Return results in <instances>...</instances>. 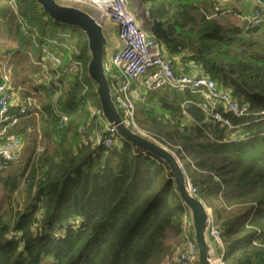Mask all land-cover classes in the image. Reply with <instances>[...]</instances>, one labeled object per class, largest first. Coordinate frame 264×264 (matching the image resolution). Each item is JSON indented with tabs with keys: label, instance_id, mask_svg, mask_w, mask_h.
Instances as JSON below:
<instances>
[{
	"label": "trees",
	"instance_id": "16d2710c",
	"mask_svg": "<svg viewBox=\"0 0 264 264\" xmlns=\"http://www.w3.org/2000/svg\"><path fill=\"white\" fill-rule=\"evenodd\" d=\"M141 5L167 33L169 42L153 35L169 53L175 75L190 72L194 61L249 112L236 118L217 108L230 121L228 129L203 113L199 95L163 89L140 98L135 124L175 153L197 198L213 210L223 264H264V24L248 30L231 24L215 11L217 0H141ZM1 34L14 46L0 51V58L10 50L17 59H34V71L20 83L29 95L45 98L39 109L28 106L30 116L39 113L45 144L37 153L32 119L15 131L31 145L24 146L18 164L0 171V264H160L170 257L167 240L180 236L186 212L168 165L124 140L109 148L87 142L100 119L90 113L98 94L86 66L56 105L45 92L43 73L36 76L65 47H77L87 63L85 35L54 22L36 0H0L4 39ZM21 70H12L15 84ZM55 109L68 117L62 131ZM82 128H88L86 138ZM25 181L18 209L14 195Z\"/></svg>",
	"mask_w": 264,
	"mask_h": 264
},
{
	"label": "built area",
	"instance_id": "2783aa9c",
	"mask_svg": "<svg viewBox=\"0 0 264 264\" xmlns=\"http://www.w3.org/2000/svg\"><path fill=\"white\" fill-rule=\"evenodd\" d=\"M55 1L62 5L89 4L97 8L96 13L99 15L98 22L100 24L109 21L116 25V37L120 49L114 51L110 62L104 65V72L113 83L112 87L115 89L113 102L120 108L121 121L127 128L132 126L138 135L164 147L175 157L173 151L154 140L135 124V100L138 101L141 95L163 89L190 90L202 98L203 101L198 106L203 113L228 129H232L230 121L223 118L217 112V108H222V110L233 114L236 118L248 115V109L239 108L225 90L201 74L200 67L197 64H189V73L175 75L165 57L163 44L155 38L150 28L148 29L144 24H141L133 1ZM251 1L253 7L249 15L233 13L241 20L245 30L264 24V0ZM101 6L105 7L100 8ZM215 11H220L219 13L222 15L227 14L218 6L215 7ZM65 50L66 53L59 50L51 55L48 66L42 65L45 92L51 96L54 105L73 83L74 78L81 77L84 68L77 47H65ZM13 55L12 51H8L0 58V171L20 162L25 145L21 136L16 134L15 131L21 127L23 120L29 116L28 106L29 108L33 106L32 102H28L26 105L18 104L19 96L23 90L13 82L11 71ZM141 79H143L141 88L132 89V82ZM89 109L92 116L99 117L100 122L94 130L93 137L88 139L87 142L106 148L116 145L118 143L116 136H120L116 127L109 125L104 120L99 107L90 105ZM55 116L57 130L62 131L68 122V117L64 111L58 109H55ZM88 134V128L81 129L83 138H86ZM57 139H60L59 135H57ZM38 140H40V137ZM38 150H36L37 153ZM186 187L188 193L197 198V188L191 184L189 179L186 180ZM207 213L210 219L208 236L212 243L216 244L222 251L221 256L217 257L214 263L223 264L224 246L221 239V229L216 224L215 216L209 208H207ZM176 260L178 264H198V250L193 241L191 223L187 216H184L183 219L182 232L176 248Z\"/></svg>",
	"mask_w": 264,
	"mask_h": 264
},
{
	"label": "water",
	"instance_id": "95a60500",
	"mask_svg": "<svg viewBox=\"0 0 264 264\" xmlns=\"http://www.w3.org/2000/svg\"><path fill=\"white\" fill-rule=\"evenodd\" d=\"M50 19L56 23L75 27L86 37L89 50V61L87 64V74L90 80L96 85L99 107L104 120L116 127L119 135L129 144L136 148H142L151 155L163 160L173 174L175 187L185 209L188 210L189 220L192 228L193 241L198 250V264H215L216 258L209 256V244L205 237V216L210 225V219L205 204L198 198L191 196L186 187V180L182 167L176 157L164 147L138 135L132 133L121 121V116L113 105L107 78L105 77L104 65L102 64L103 47L105 39L102 34L101 24L95 19L96 12L88 15L81 10L70 6L58 4L55 0H36ZM147 20L150 22V30L154 35L160 36L164 42H169L165 29L158 22L150 8L146 10ZM144 24L145 18H139ZM144 20V21H143Z\"/></svg>",
	"mask_w": 264,
	"mask_h": 264
},
{
	"label": "rangeland",
	"instance_id": "374dc122",
	"mask_svg": "<svg viewBox=\"0 0 264 264\" xmlns=\"http://www.w3.org/2000/svg\"><path fill=\"white\" fill-rule=\"evenodd\" d=\"M135 3V9H136V12L139 16V18L142 20L143 18H145V21H144V25L146 26V28H150V22L147 20V14L145 13L146 12V8L144 6L141 5V0H131ZM57 2V1H56ZM58 3V2H57ZM59 4V3H58ZM62 5V4H60ZM63 6H70L72 8H75V9H78V10H81L83 11L84 13L88 14V15H91L92 13H95L97 12V8L96 7H93V6H90L89 4H68V5H63ZM105 6H101L100 8H104ZM222 11H226L227 14H223V16H225L226 18L228 17H233V18H236V16L233 14V13H237V12H234V10L232 9H229V8H223ZM14 12V10H13ZM97 15L95 16V19L98 21L99 19V15L98 13H96ZM239 14V13H238ZM242 15V14H241ZM229 19V18H228ZM113 25V27L116 29V25L113 24V23H105L104 25H102L101 29H102V34H103V37L105 39V45L103 47V56H102V64L105 65V64H108L110 62V58L112 56V54L114 53V46H113V35L111 34V31H109V26ZM67 31H70L71 29L70 28H67L65 29ZM78 33L79 32H76L74 34H71V37L73 40L77 39L78 37ZM1 36L4 38V35L1 34ZM7 38V37H6ZM6 38L4 39H1L0 38V51H3L4 50H7V49H10L12 48L14 45L9 42L8 40H6ZM69 39V38H68ZM164 52H165V49H163ZM10 51V50H9ZM33 58H29V59H23V58H19L17 59L16 57L13 56V62H12V68H11V71L13 70V68L15 67V70L19 69V67L22 68V70L20 71V73L17 71V80L18 82H16V86H19L21 88H24L25 90L23 92H21V95L25 98V97H29V99H32L34 98L35 100V104L38 105L39 107V104L38 103H44L45 102V98H43L42 94L39 95L38 97L35 96V95H29L30 94V90L27 88V85H22L23 83H20V81H23L24 77L27 76V75H30L32 74V72L34 71V65H32L33 63ZM195 63L194 61H190L189 64H193ZM87 64H88V61L87 63L85 62L84 64V67L86 66L87 68ZM18 67V68H17ZM43 70H38V72L36 73V76L39 74L42 73ZM14 75V72L12 71V76ZM105 77L107 78V84H108V89H109V94H110V98H111V101L113 103V105L115 106L117 112L120 114V108L118 107V105H116L114 102H113V96L115 94V89L114 87H112L113 83L110 79V77L105 73ZM40 82H42L40 80ZM89 82L93 84V82L91 80H89ZM142 82H143V79L139 80V81H133L132 82V89H140L141 88V85H142ZM148 93V92H147ZM146 93V94H147ZM145 94V95H146ZM145 95H141L140 98H143ZM32 97V98H31ZM201 98V97H200ZM141 99H139L138 101L135 100V110H136V106H137V102H139ZM202 100V98L200 99ZM203 101V100H202ZM92 102V106L94 107H98L99 106V102L96 101V100H93L91 101ZM37 106L35 108L39 109ZM38 114V117L37 115L35 116H28L25 120H23L22 124H21V127L24 126L25 124H28L30 119H32L34 122H35V131L34 133L31 135L32 137L35 138V134L37 132L38 134V138H37V149L38 150V153L40 154L42 151H43V147H44V139H42V137L39 135L40 133V125H39V113ZM27 122V123H26ZM29 128H32L31 126H28V129ZM128 129L134 133V134H137L136 130L132 127V126H129ZM40 137V140H38ZM42 139V140H41ZM116 140L118 141V143H121L123 140L125 141L124 138L120 137V136H116ZM24 142V145L27 146V145H31L30 141L28 140H23ZM54 148V146L52 144H49V151H52ZM183 164L186 165L187 164V161L183 159ZM26 182V181H25ZM26 184L27 183H23L20 187V190L14 195V206L13 207H17L18 209H22L23 207V203H24V198H25V187H26ZM2 203V193L0 191V204ZM5 208V206L3 207ZM210 209V208H209ZM212 210V209H210ZM213 212V210L211 211ZM215 214V213H214ZM208 229H209V223L207 221V215L205 216V229H204V234H205V237L207 238V233H208ZM171 239V238H170ZM169 241V239L167 240V242ZM177 247V245H176ZM174 252H175V249H174ZM222 254V251L219 249V247L216 245V244H213L211 243L210 244V247H209V256L211 257H220ZM173 257L176 258V254H173ZM173 258V261H175ZM163 262V261H162ZM162 262L160 264H162Z\"/></svg>",
	"mask_w": 264,
	"mask_h": 264
},
{
	"label": "crops",
	"instance_id": "0c3cea01",
	"mask_svg": "<svg viewBox=\"0 0 264 264\" xmlns=\"http://www.w3.org/2000/svg\"><path fill=\"white\" fill-rule=\"evenodd\" d=\"M91 1H95V0H91ZM217 3H218V6L220 9L229 8V9L234 10V12H237V13L242 14V15H249L251 10H252V7H253V3L251 0H217ZM228 18H229V22L231 24L242 27L243 24H242L241 20H239L237 17L236 18L228 17ZM105 23H109V25H110L111 22L105 21L104 23H101V26L104 25ZM109 31H111V34L113 35V46H114V51H116V50L120 49V44H119L117 37H116V29L113 27V25H111V26H109ZM168 54L169 53L165 50V57L169 56ZM180 57H178L176 55L173 59L177 63L176 65L179 67L178 70L181 72L182 66L179 63ZM22 90L24 91L25 89L22 88ZM28 102H32V105L34 107H36V106L38 107V105L35 104L34 98L29 99V97L24 98L22 95L19 96V100H18L19 105H26ZM44 118H46V117H44ZM39 135H40V133H39ZM185 212H186L187 219L189 220L188 210L185 209ZM207 240H208V244L210 247V244L212 243V241L210 240L208 233H207ZM178 243H179V237L169 239V241L167 242V245L171 248L172 255L170 257H167L166 259H164L162 264H178L176 258L173 257V254H176V248H177L176 245L178 246ZM174 249H175V252H174ZM173 258L175 261H173ZM213 258H217V257H213Z\"/></svg>",
	"mask_w": 264,
	"mask_h": 264
},
{
	"label": "bare ground",
	"instance_id": "6f19581e",
	"mask_svg": "<svg viewBox=\"0 0 264 264\" xmlns=\"http://www.w3.org/2000/svg\"><path fill=\"white\" fill-rule=\"evenodd\" d=\"M96 1V0H95Z\"/></svg>",
	"mask_w": 264,
	"mask_h": 264
}]
</instances>
